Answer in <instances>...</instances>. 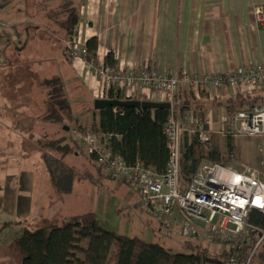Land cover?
<instances>
[{"label":"trees","instance_id":"1","mask_svg":"<svg viewBox=\"0 0 264 264\" xmlns=\"http://www.w3.org/2000/svg\"><path fill=\"white\" fill-rule=\"evenodd\" d=\"M86 1L27 0L26 21L20 27L19 44L13 46L10 55L7 53L5 60L7 65L0 69V92L3 93L1 100L8 101L13 106L11 94L15 92L18 93L15 94L17 101L23 98L29 100L31 96L38 98L37 104H34L38 113L31 109L28 116L33 122L41 121L43 124L58 128L50 135L40 125L39 133L42 141L48 138L49 150L58 156L63 155L64 159L65 153L69 150H74V153L80 150L79 143L76 141L72 143L73 148L68 147L69 131L82 133L88 129L99 138L103 135L109 136L110 139L106 144L107 151L112 157L121 158L126 166L141 165L153 169L162 176L166 172L170 159L164 135L170 111L138 112L129 108H107L99 112L94 111L93 103L96 99L87 94L82 84L70 81L69 69L63 65L71 62L69 48L76 42ZM84 48L87 54L86 60L97 62V40L91 38L85 41ZM103 64L114 71L117 70L111 53L107 54ZM46 65L47 68H45ZM49 72L53 74L50 75ZM18 81L19 84H17ZM27 84L30 87L24 91ZM72 88H75L73 92L80 91L77 95L79 97H76L77 111L72 107ZM179 90L181 112L194 110L203 118L207 112L206 103H202L205 101L204 96L200 94V101L197 99L199 95L196 97L197 94L189 89ZM20 91L25 92L22 94L24 97L18 96ZM107 99L121 102L137 100L127 97L123 91L116 89L108 92ZM248 102V98L243 96L221 103L213 102L216 107H224L226 111L223 145H226L230 155L233 152L231 146L233 135L229 133V121L238 112L248 107ZM39 106L41 108H38ZM5 107L8 108L7 105ZM19 108L21 110L27 107ZM43 109L44 112H42ZM84 114L92 115L93 120L89 127L78 123ZM70 124H74L73 130L69 127ZM207 129L206 126V131ZM90 159L94 170L101 176L100 168L96 166L92 157ZM47 162L50 176H54V179L58 173L57 169L62 173L61 177H65V182L72 177L71 173H63L65 165L62 159ZM225 162L222 145L211 133L206 142H201L196 131L183 127L179 158L182 187L190 183L201 166L224 165ZM248 224L260 230L264 229V216L259 212L251 211L248 215ZM249 239L254 241L255 236L251 234ZM107 244H113L114 248L104 264H225L231 257L240 264L249 257L253 249L252 242L239 238L232 244H220L224 247L220 254L206 247L205 254L200 256L198 246L191 242L182 243L185 253H173L159 244L145 243L136 237L127 238L107 232L100 228L93 214L70 218L57 227L49 225L34 231L26 230L15 240L20 264H93L96 257L100 256L104 260L103 255L107 251Z\"/></svg>","mask_w":264,"mask_h":264},{"label":"crops","instance_id":"2","mask_svg":"<svg viewBox=\"0 0 264 264\" xmlns=\"http://www.w3.org/2000/svg\"><path fill=\"white\" fill-rule=\"evenodd\" d=\"M27 8V0H0V69L7 65V53L10 55L13 46L19 44ZM255 8L264 11V0H87L77 39L85 43L95 38L98 60L103 63L111 53L120 71L156 67L175 76L201 78L238 67L264 68V27L255 25ZM63 65L68 67L72 83L82 84L89 96L100 99V84L96 78L81 74V61L71 59ZM179 89L189 87L181 83ZM200 94L205 98L202 103L207 107L204 117L209 121V133L218 143L225 138L227 117L225 108L213 102L243 96L249 100L248 107L264 106L263 87L224 86L219 91L198 93L196 97L199 95L197 99L201 101ZM127 97L161 103L141 91H130ZM85 116L89 127L92 115ZM231 140L233 152L230 160L223 157V166L249 176L264 173V156L259 155L258 148L243 136L233 135Z\"/></svg>","mask_w":264,"mask_h":264},{"label":"built area","instance_id":"3","mask_svg":"<svg viewBox=\"0 0 264 264\" xmlns=\"http://www.w3.org/2000/svg\"><path fill=\"white\" fill-rule=\"evenodd\" d=\"M254 21L257 28L264 27V11L261 8H255ZM69 55L71 59L81 61V74L85 78H96L101 87L100 99H107L108 92L116 89L126 96L130 91L145 92L149 98L171 104L164 128L170 159L162 176L141 165L128 167L121 158L112 157L106 149L109 136L99 138L88 129L82 133L72 131L78 141H83L102 174L137 188L140 208L166 226L170 233L172 228L179 227L180 239L196 244L200 256L205 254L207 244H232L240 238L252 242L253 246L249 257L240 264H251L254 253L264 246V229L248 224L251 211L264 216V173L249 176L227 166L208 164L201 166L190 183L182 187L179 165L182 129L187 127L196 131L198 139L206 142L209 121L207 117H200L199 113L181 112L178 92L181 83L196 94L219 91L224 86L264 89V68L261 65L238 67L201 78L175 76L156 67L114 71L99 60H86L84 43L78 39L69 48ZM229 133L246 137L258 148L259 155L264 156V106L253 104L234 115L229 121ZM251 234L255 236L254 241L249 239ZM225 264L239 263L231 257Z\"/></svg>","mask_w":264,"mask_h":264},{"label":"rangeland","instance_id":"4","mask_svg":"<svg viewBox=\"0 0 264 264\" xmlns=\"http://www.w3.org/2000/svg\"><path fill=\"white\" fill-rule=\"evenodd\" d=\"M51 67L57 73L52 65ZM28 87L29 84L24 87V91ZM74 90L75 88L71 89L72 107L77 111L76 97H79L77 95L80 91L73 92ZM20 93L18 96L24 97L22 94L25 92ZM15 94L18 93L11 94L12 105L15 107L0 98V264H20L15 240L26 230L34 231L49 225L57 227L70 218L84 214L95 215L100 228L114 235L136 237L145 243L159 244L173 253H185L182 243L189 241L180 239L179 227L172 228L171 234L169 229H165L166 226L140 208V193L137 188L98 175L85 144L78 141L71 130L67 136V145L71 149L73 141H76L80 150L76 153L69 150L65 153V159L63 155L58 156L50 151L48 138L41 140L39 126L50 135L58 128L41 121H31L28 112L31 109L37 112L34 104H37L38 98L31 96L29 100L23 98L17 101ZM21 106L27 108L20 110ZM44 111L43 109L42 112ZM84 116L85 114L78 123L88 127L85 120L89 118ZM69 127L73 130L74 124ZM219 143L224 148V159L230 160L231 155L226 145L221 140ZM61 159L65 165L63 173L72 175L68 182H65V177H61L59 169L55 179L48 170V160L53 162ZM230 166L235 168L232 163ZM106 247L104 260L100 256L96 257L93 264H104L110 257L114 245L107 244ZM206 247L217 254L224 249L222 245L207 244ZM251 264H264V246L254 253Z\"/></svg>","mask_w":264,"mask_h":264},{"label":"water","instance_id":"5","mask_svg":"<svg viewBox=\"0 0 264 264\" xmlns=\"http://www.w3.org/2000/svg\"><path fill=\"white\" fill-rule=\"evenodd\" d=\"M107 108L117 109V108H129L134 109L138 112H142L145 110H167L170 111L171 104L170 103H154L148 101H134V100H126V101H116V100H108V99H97L93 103L94 111H102Z\"/></svg>","mask_w":264,"mask_h":264}]
</instances>
